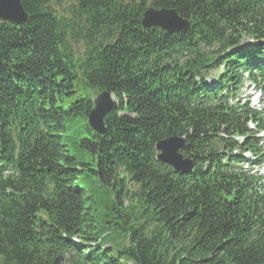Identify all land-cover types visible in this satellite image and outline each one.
<instances>
[{
	"label": "trees",
	"instance_id": "16d2710c",
	"mask_svg": "<svg viewBox=\"0 0 264 264\" xmlns=\"http://www.w3.org/2000/svg\"><path fill=\"white\" fill-rule=\"evenodd\" d=\"M21 2L27 22H0V264H264L243 157L264 122L231 104L243 72L264 79V0ZM149 7L189 29L144 28ZM174 138L192 171L157 160Z\"/></svg>",
	"mask_w": 264,
	"mask_h": 264
},
{
	"label": "water",
	"instance_id": "95a60500",
	"mask_svg": "<svg viewBox=\"0 0 264 264\" xmlns=\"http://www.w3.org/2000/svg\"><path fill=\"white\" fill-rule=\"evenodd\" d=\"M21 0H0V22L21 25L27 22ZM146 29L158 28L167 33H181L190 27V23L178 16L175 11L155 10L149 7L142 21ZM94 108L88 116L89 127L98 135L106 133L105 119L116 109L117 100L108 92L98 94L93 100ZM180 151H186L185 140L174 138L161 141L156 145L157 160L176 172H189L193 169L190 160H186ZM55 264H59V260Z\"/></svg>",
	"mask_w": 264,
	"mask_h": 264
},
{
	"label": "rangeland",
	"instance_id": "374dc122",
	"mask_svg": "<svg viewBox=\"0 0 264 264\" xmlns=\"http://www.w3.org/2000/svg\"><path fill=\"white\" fill-rule=\"evenodd\" d=\"M252 44H254V41L252 40V39H250V38H246L245 40H243V43H242V45L243 46H246V47H248V46H251ZM213 81V79L212 78H210L209 79V82H212ZM250 84L249 83H247L246 85H244L243 86V88H242V90H241V93H243L244 94V96H246L247 98H248V96H250V94H251V90H253V88H252V86H250V87H248ZM264 85V84H263ZM259 87V89L260 90H263L264 89V86H262V84L260 85V86H258ZM249 88H250V91H249ZM263 97H264V92H263ZM95 99V98H94ZM250 99V98H249ZM246 100H248V99H244L243 101H246ZM253 106H256V103H254V105ZM256 108V107H255ZM257 109H259V107L257 106ZM263 141H264V139H263ZM264 146V145H263ZM246 157H248L249 159L251 158L249 155H246ZM257 162H260V161H257ZM258 175L259 176H262L263 178H264V167L263 168H261L260 169V173H258ZM99 195H100V198L101 199H105L106 197H105V195H103L102 193H98ZM108 201V200H107ZM107 201H104V203H107ZM128 245V244H127Z\"/></svg>",
	"mask_w": 264,
	"mask_h": 264
}]
</instances>
